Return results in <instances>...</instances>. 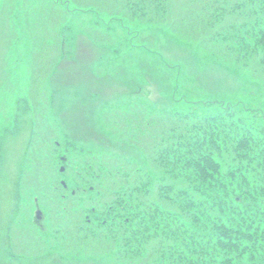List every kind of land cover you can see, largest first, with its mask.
Instances as JSON below:
<instances>
[{
    "label": "trees",
    "instance_id": "trees-1",
    "mask_svg": "<svg viewBox=\"0 0 264 264\" xmlns=\"http://www.w3.org/2000/svg\"><path fill=\"white\" fill-rule=\"evenodd\" d=\"M38 1V10L37 6L33 10L28 6L22 9L24 2L21 5L22 17L33 11L40 20L38 25L34 20H26L27 31L30 30L27 33L25 28L15 29L19 36L11 38L4 20L7 7L1 10L0 17V33L5 41L0 57L6 55L5 62L9 56L28 60L24 68L26 87L20 99L14 95V104L30 114L32 125L25 130L26 137L29 134L26 151L30 154L38 155L41 147L42 130L36 122L37 86L41 83L37 74L41 63L51 59L48 69L56 72L52 83L63 87L62 78L67 70L57 76L61 67L53 68L54 63L65 60L78 68L82 62L80 72H91L98 64L112 68V64L121 61L122 52L135 48L132 41H127L132 37L127 21L164 29L172 41L167 49L171 56L163 53V71L158 64L154 74V82H159L156 90L165 91L172 82L171 99L165 92L162 96L168 99L153 104L157 108L151 109L149 115L131 113L144 121L131 139H139L144 129L154 139L145 150L144 161L139 160L144 151L135 147L137 142L133 141L132 147L140 152L135 155L114 151L116 163L111 171L103 158L96 167L86 161L74 163L60 149V141L51 142L48 156H41L40 162L35 163L43 169V176L57 180L52 193L61 199L66 196L78 200V194L86 192L67 221L68 225L72 223L76 240L107 244V252L120 260L118 263L140 260L142 264H264V105L249 106L222 92L211 96L195 94L202 71L205 78L232 66L240 77L246 74L245 69L264 75V0ZM48 12L58 18L54 20L55 34L49 29ZM82 15H92L90 26L105 29L113 38L115 44L107 47V56L95 49L97 41L91 34L85 38L82 29L70 28ZM114 22L120 26L116 32ZM67 29L71 33H66ZM172 35L177 38L172 39ZM82 43L92 49L88 56L81 55ZM169 66L175 69L171 75ZM11 69L18 70L19 65L14 63ZM1 70H5L2 63L0 74ZM3 81L15 83L13 78ZM48 99L50 120L54 119L58 126L62 103L50 94ZM43 116L47 118L46 114ZM16 118L6 122L25 124ZM4 126L0 129L1 147L6 136ZM17 126L21 128V124ZM110 138L116 144L120 141L119 136ZM126 140L132 141L127 137ZM23 165L27 169L23 168L18 177L26 178L28 168L32 177V164ZM64 174L66 178H62ZM104 177L110 178L111 184L100 189ZM72 185H82L83 189L75 190ZM29 186L34 209L39 207L49 213L48 203L39 202L48 194L42 192L41 183ZM65 190L69 195L61 193ZM22 193L21 188L16 190L17 195ZM22 211L20 202L12 205V218L15 214L21 216ZM5 213L0 209L1 216ZM33 213L31 219L37 232L39 228L44 233L37 221L40 219ZM13 229V224L3 223L1 240L2 234H7L8 241L14 243ZM9 246L7 252L14 258L12 245Z\"/></svg>",
    "mask_w": 264,
    "mask_h": 264
},
{
    "label": "rangeland",
    "instance_id": "rangeland-1",
    "mask_svg": "<svg viewBox=\"0 0 264 264\" xmlns=\"http://www.w3.org/2000/svg\"><path fill=\"white\" fill-rule=\"evenodd\" d=\"M23 2L25 6H22V9L28 6L33 10L37 6L38 10L40 4L38 0H0L1 18L3 16V11L1 12V10L7 7L4 12V20H7L11 38L12 36H19L15 29L25 28L26 33L30 31H27L29 28L26 25V20H30L31 23L34 20L37 25L39 24L40 20H37L36 12L31 11L29 15L27 13L28 16L22 17L21 5ZM17 4L20 7L18 9H16ZM10 9L12 10L11 13ZM48 14L50 15L49 29L55 34L57 28L54 20H58L57 15H52L51 12H48ZM91 16L82 15L77 17L75 20L79 21H73L70 28L74 31L82 29L84 34L82 36L85 38H88V34H91L97 41L95 46L97 48L95 49L102 55L107 56V47L115 44L114 40L109 33H106L105 29L95 28L93 25V27L90 26ZM46 18L44 17V20ZM133 21L135 22L127 21L132 34V37L127 38V41H132L136 46H134L133 50L128 49L122 52L121 61L112 64V68H106L98 64L93 71L81 73L82 62L77 68L72 62L61 60L52 66L53 68L61 67L57 71V76L67 70L62 78L63 87H58L52 83V76L56 75V72L52 68L48 69L47 62L51 59L41 63L37 74L41 77V83L37 86V97L39 99L37 100L36 122L37 125L41 126L42 130L41 147L39 152H37L38 155L34 152L30 154L26 151L25 142L26 138L29 137V134L26 137V131L29 129L28 125H32V122L28 119L30 114L25 112V109L14 104V95L20 99L26 87L24 68L28 60L27 58L9 56V60L5 62L6 55L0 57V63L5 65V70H1L2 74H0L2 81L0 85V129L6 124L4 126L6 136H4L2 147L0 143V209L6 211L4 217L0 215V235L3 223L7 225L11 223L15 226V230L13 229L15 233L14 243L8 241L9 236L7 234H2V240L5 243L2 242L0 236V264L143 263L140 260L137 262L118 263L120 260L113 258L110 251L107 252L109 250L107 244L104 243L99 246L93 242L86 241V239L76 240L77 236L73 231L72 223L68 225L67 221L71 219L72 210L79 208L81 199L87 196L86 192L78 194V200L66 198V196L61 199L60 196L58 197L57 194L52 193L57 180L51 179L49 176H43V169L35 164L40 162L41 156L43 158L48 156L46 152L51 148L49 147L51 142L53 144L60 141L62 142L60 149L67 153L68 158L72 162H91L96 167V164L100 163L101 158H103L105 166L110 167V171L116 163L113 156L114 151L137 155L141 148L144 154L140 153L139 160L144 161L146 159L145 150H148V147L154 143V139L151 138V134L147 129L140 133L139 139H131L133 138L131 134L141 128L144 122L140 117H135L131 113L140 112L138 114L140 115L142 112L149 115L151 109L156 110L157 108L151 104L155 97L159 102H164V99H168L162 96L165 92L171 99L170 87L172 82L167 85L164 89L165 91L156 90L159 82H154V74L155 70L158 69V64L162 65L161 71H163V53L165 56H171L167 49L170 48L172 41H170L164 29L154 25H143L142 27L141 24H138V21ZM114 23L116 32L120 30V26L117 22ZM188 29L192 31V27ZM203 29L204 27L201 30L199 29L198 32L202 33ZM65 32L71 33V30L67 29ZM175 38L177 37L172 35V39ZM4 43V38L1 35L0 48L3 47ZM80 49L83 56H88L92 53L91 47L89 45L86 47L84 43L81 44ZM111 56V54L108 55L109 60L112 59ZM109 60L104 59V62ZM14 63L19 65L18 70L11 69V65ZM231 68L233 67L231 66L227 70L223 68V73H215V75L205 78L204 71L200 72L198 76L200 82H196L199 85V89L195 94L211 96L222 92L233 100H242L249 106L259 103L264 105V75L261 73L253 74L248 69H245L246 74L240 77L239 72ZM168 69L169 75L175 70L170 66ZM144 77H146V81ZM5 78H13L15 83L4 82ZM187 84L189 85L190 83ZM48 94L62 103L58 126L54 124V119L50 120ZM99 110H103L102 114L99 113ZM114 112L116 114L112 118L111 114H114ZM123 112L131 114L132 117L128 116L129 118H127V115ZM44 114L47 115V118L43 116ZM16 117L25 123L21 125V128H18L20 126H17V121L6 122L8 119ZM110 136H119L121 142L119 141L116 144L111 140ZM52 137L53 139H51ZM126 137L132 141L126 140ZM132 142L139 149L132 147ZM23 162L26 165L32 164L34 171L32 177H30L32 170L29 168L26 172V178L18 177L23 168L27 169ZM62 178H66V174L62 175ZM36 182L41 183L44 194L48 193L45 195L46 198L41 199L39 202L42 205L48 203L49 213L41 208V217L39 218L40 220H37L41 223L44 233L39 228L37 232L35 223L31 219V214L35 209L34 203L30 201L31 186L29 185H36ZM101 182L100 189L111 184V179L104 177L101 178ZM72 187L75 190L83 189L82 185H72ZM19 188L23 192L21 196L16 194V190ZM63 192L69 195L68 190L61 193ZM19 202L23 207L21 216L15 214V217L12 218L14 215L12 205ZM77 213H79L78 210ZM9 244L12 245L14 258H11L7 252L6 246L10 249Z\"/></svg>",
    "mask_w": 264,
    "mask_h": 264
},
{
    "label": "water",
    "instance_id": "water-1",
    "mask_svg": "<svg viewBox=\"0 0 264 264\" xmlns=\"http://www.w3.org/2000/svg\"><path fill=\"white\" fill-rule=\"evenodd\" d=\"M39 214H40V211L37 212V215H39Z\"/></svg>",
    "mask_w": 264,
    "mask_h": 264
}]
</instances>
